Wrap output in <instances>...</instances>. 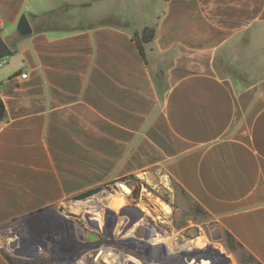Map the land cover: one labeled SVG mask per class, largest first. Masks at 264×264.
I'll return each mask as SVG.
<instances>
[{"label": "crops", "instance_id": "crops-1", "mask_svg": "<svg viewBox=\"0 0 264 264\" xmlns=\"http://www.w3.org/2000/svg\"><path fill=\"white\" fill-rule=\"evenodd\" d=\"M50 11L60 26L36 30ZM147 26L145 61L134 32ZM0 37L13 49L0 63V264H86L78 219L54 207L152 168L264 264V0H0ZM14 227L33 258L12 248ZM158 244L147 237L156 263Z\"/></svg>", "mask_w": 264, "mask_h": 264}, {"label": "rangeland", "instance_id": "rangeland-1", "mask_svg": "<svg viewBox=\"0 0 264 264\" xmlns=\"http://www.w3.org/2000/svg\"><path fill=\"white\" fill-rule=\"evenodd\" d=\"M62 11H58L55 14L43 15L41 18H37L36 27H57L60 26V19ZM128 178L129 182L134 184L136 181H143L147 185L148 198H150L149 204L147 206V213L149 217L156 220L163 218V234L162 238L160 233L158 237L160 241H164V245L158 244V258H162L163 264H193L195 262L197 255H206L209 256L215 264H227L228 261L226 256L230 258L231 263L233 264H259L245 249H243L235 239L225 230L221 229L216 225L215 221L208 215L205 211L195 206V204L190 200L187 192L168 174L164 172L161 168H152L146 173H140L138 175L132 174L127 175L126 177H121L117 179H113L110 182H121L124 186L126 185L123 179ZM117 192L112 190L117 197L121 198L119 203H123V199L125 197L123 189L116 188ZM103 194V195H102ZM96 196L102 195L103 197H107L108 194L100 193L95 194ZM89 197L93 198L95 197ZM101 196V197H102ZM103 199V198H98ZM95 199H93L94 201ZM81 204H89L87 201L80 202ZM74 203L67 204L69 210H76L77 206L72 205ZM106 204V203H105ZM117 204V203H115ZM111 205H114L112 203ZM85 206V207H84ZM82 207L89 209L90 206L84 205ZM61 206H55L59 211ZM97 206L96 208H98ZM106 205L99 207L100 210L97 211L96 216L100 220L101 228L104 225L103 215L104 210L106 209ZM95 208V207H94ZM93 208V209H94ZM95 208V209H96ZM103 208V209H101ZM92 213H94L93 209L90 208ZM44 211H36V213H41ZM46 212V211H45ZM150 222V221H149ZM199 223L200 226L195 225ZM192 224V227L195 225V231L193 228L189 231L187 226ZM184 227V230L182 228ZM150 229V228H149ZM210 229L213 230V233L210 232ZM91 232V230H89ZM119 231V230H118ZM35 232V233H34ZM31 234L33 236H37L40 241L43 240L44 234L41 230H36ZM199 232H202L204 237L198 240V243L194 244V234L198 235ZM155 230L152 228L151 234H154ZM211 233V234H210ZM14 234L16 236L17 244H14L12 248L18 249L20 251V257L23 259L33 258V256H29L26 250H30V253L33 252V244H29V248H24L22 246L19 238L21 235H28V233H22L15 229ZM150 236V232L148 234ZM105 237H108L107 234ZM155 240V238H154ZM32 246V247H31ZM219 249L220 251H218ZM90 253H86L85 257L87 258ZM92 255H94L92 253ZM150 255V254H149ZM191 260L188 261L189 257ZM102 257L105 258V262L102 261ZM151 261L150 256L148 259V264H159L156 263L155 256ZM91 259V258H90ZM34 263L43 264L42 258H34ZM109 261V255H97L95 257V264H107ZM203 263L207 262V260L203 259ZM109 264V263H108Z\"/></svg>", "mask_w": 264, "mask_h": 264}, {"label": "flooded vegetation", "instance_id": "flooded-vegetation-1", "mask_svg": "<svg viewBox=\"0 0 264 264\" xmlns=\"http://www.w3.org/2000/svg\"><path fill=\"white\" fill-rule=\"evenodd\" d=\"M128 180V178L122 180L126 183V191H124V185L121 182L109 181L101 184L103 186V189L96 194L105 192L106 194H108V196L103 197V199H100L99 201L98 199H95L93 203L90 204V208L92 209L99 206V204V207L103 205L107 206L104 210V225L102 228L100 226V223L98 222H85L82 220L88 218L99 220V218L96 216L97 211L100 210L99 207L93 209L94 213H92L90 208L87 209L79 205H77L76 209L79 211L76 212L73 210H69L67 206L61 207L60 210L65 216H75L78 219V231L82 242L80 244H77L76 247L81 248V253L91 254L87 257L86 264H94L93 259H95V257L100 254L103 256L109 255V264H148V234L150 232L151 235L152 228H154L156 236H158L159 233L160 235H162L164 227L163 221L160 219L159 221H155L154 224L152 223V221L149 222L147 206L151 204H149L150 198H148L146 183L143 181H136L134 184H132ZM117 187L119 189L122 188L124 191L125 197L123 199V203H119L121 201V198L117 197L114 193L111 192L112 190L117 192ZM88 199L89 198L74 200L69 198L65 202L67 204H75L76 202L86 201ZM112 203H114V205H111ZM41 214L53 216L54 212H43ZM121 219L122 223L120 224ZM63 229L65 237L64 246L68 249H71L75 245L73 242V238L75 235V228L73 227V223L70 220H65ZM88 230H91L90 234H86ZM130 231L133 233L131 235L132 237L130 239H126V235ZM115 233H118V237L115 236ZM106 234L108 237H105ZM21 241L24 248H28L29 244L32 243L31 240L26 238L22 239ZM123 246H130V248H132L131 251H133V256L135 259L133 263L126 262V259L129 258V251H123ZM92 253L94 255H92ZM65 260L66 262L71 263L75 262L77 258L70 259V257H68ZM102 261L105 262V258L102 257ZM157 263L163 264L162 259L161 261H157Z\"/></svg>", "mask_w": 264, "mask_h": 264}, {"label": "water", "instance_id": "water-1", "mask_svg": "<svg viewBox=\"0 0 264 264\" xmlns=\"http://www.w3.org/2000/svg\"><path fill=\"white\" fill-rule=\"evenodd\" d=\"M19 31L20 34L22 35H26L28 33H31L33 31L31 24L29 22V20L27 19V17L23 16V18L21 19L20 23H19ZM13 55V49L7 44V42L0 37V60L12 56ZM103 189L102 185L93 187L91 189L85 190L83 192H80L76 195H74L73 197H71V199H87L89 197H92L93 195H95L96 193L100 192ZM218 251H220L219 249H217ZM221 252V251H220ZM192 258L189 257L188 261H190ZM193 259V258H192ZM203 259L207 260V262L203 263ZM226 259L228 261L227 264H233L231 263V260L229 257L226 256ZM188 264V262L186 263ZM193 264H215L212 259L209 256L206 255H197L195 262Z\"/></svg>", "mask_w": 264, "mask_h": 264}, {"label": "trees", "instance_id": "trees-1", "mask_svg": "<svg viewBox=\"0 0 264 264\" xmlns=\"http://www.w3.org/2000/svg\"><path fill=\"white\" fill-rule=\"evenodd\" d=\"M53 12L54 11H50L49 14L53 13ZM42 16L43 15H41V16L36 15L35 17H42ZM36 30H42V27L36 28ZM155 32H156V29L154 27H150V26L143 28L141 31H135L134 32V39L139 44L141 54H142L143 58L145 59V61L147 60V58H146V52H145L144 45H145V43H148V42L153 40V38L155 37ZM21 36H22V34H21ZM6 117H7V112H6L5 104H4L3 100L0 98V122L3 121L4 119H6Z\"/></svg>", "mask_w": 264, "mask_h": 264}, {"label": "bare ground", "instance_id": "bare-ground-1", "mask_svg": "<svg viewBox=\"0 0 264 264\" xmlns=\"http://www.w3.org/2000/svg\"><path fill=\"white\" fill-rule=\"evenodd\" d=\"M123 189H124V191H126L127 190V188L125 187V186H123ZM129 192V191H128ZM103 195V194H102ZM102 195H100V196H96L95 195V197H93V198H90V199H88V200H86L89 204H84V205H86V207H87V205L88 206H90V204H92L93 203V199H98V198H103V196ZM94 196V195H93ZM102 196V197H101ZM113 199V198H112ZM98 201H99V199H98ZM114 202V201H113ZM81 204V203H80ZM97 204H98V202H97ZM102 204V203H101ZM121 205V204H120ZM99 206H100V204H99ZM90 208V207H89Z\"/></svg>", "mask_w": 264, "mask_h": 264}, {"label": "built area", "instance_id": "built-area-1", "mask_svg": "<svg viewBox=\"0 0 264 264\" xmlns=\"http://www.w3.org/2000/svg\"><path fill=\"white\" fill-rule=\"evenodd\" d=\"M1 61H2V60H1ZM1 61H0V63H1ZM26 75H27L26 73H25V74H23V76H24V77H26Z\"/></svg>", "mask_w": 264, "mask_h": 264}]
</instances>
